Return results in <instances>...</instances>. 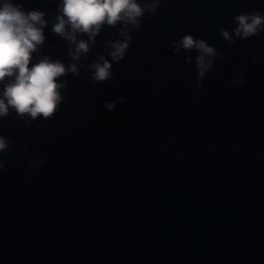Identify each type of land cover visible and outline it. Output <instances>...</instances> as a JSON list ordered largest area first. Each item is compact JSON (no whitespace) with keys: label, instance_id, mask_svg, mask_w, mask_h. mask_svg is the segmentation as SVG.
Returning <instances> with one entry per match:
<instances>
[{"label":"water","instance_id":"water-1","mask_svg":"<svg viewBox=\"0 0 264 264\" xmlns=\"http://www.w3.org/2000/svg\"><path fill=\"white\" fill-rule=\"evenodd\" d=\"M56 4L24 0L47 20ZM253 10L264 12V0H161L111 80L90 83L81 69L63 78L51 120H0L11 142L0 173V264H264V32L231 47L219 33ZM44 32L34 56L67 63L66 43L50 25ZM185 33L224 57L199 90L188 86L195 65L169 47ZM110 38L117 29L105 26L82 62ZM244 68V84L232 87ZM121 96L115 110L102 106Z\"/></svg>","mask_w":264,"mask_h":264},{"label":"clouds","instance_id":"clouds-1","mask_svg":"<svg viewBox=\"0 0 264 264\" xmlns=\"http://www.w3.org/2000/svg\"><path fill=\"white\" fill-rule=\"evenodd\" d=\"M160 4L161 0H57V14L53 20H47L46 11L26 9L24 0H0V120L12 113H15L13 119L19 118L26 126L39 120H51L65 99L63 92L67 90V80L63 78L69 74L78 76L81 69L90 83L103 84L111 80L113 63L125 58L132 33L140 31L144 19L155 14ZM232 19L233 27L219 28L222 41L228 47L237 40L250 39L264 32V12L260 10L241 11ZM49 25L52 33L66 43L67 63L47 54L34 56L42 53L46 40L44 29ZM105 26L116 28L118 38L108 39L103 45L104 51L96 53L90 63L82 62L87 60L96 37ZM169 47L174 55L185 54V65H195V79L188 81L193 90L203 87L215 62L224 61L215 46L191 33L171 40ZM251 60L255 62L257 56L253 54ZM176 71H183V68L177 66ZM246 73L247 69H242L229 81L230 85L242 86ZM124 99L121 96L105 100L102 106L111 112ZM10 145V140L0 134V173L7 171L3 154L10 151ZM26 147L18 149L19 157L25 154ZM44 162L43 158L31 161L25 175L30 176L32 169Z\"/></svg>","mask_w":264,"mask_h":264}]
</instances>
